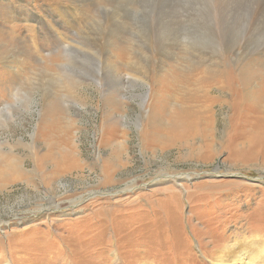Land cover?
Returning <instances> with one entry per match:
<instances>
[{
    "label": "rangeland",
    "instance_id": "374dc122",
    "mask_svg": "<svg viewBox=\"0 0 264 264\" xmlns=\"http://www.w3.org/2000/svg\"><path fill=\"white\" fill-rule=\"evenodd\" d=\"M263 237L264 0H0V264Z\"/></svg>",
    "mask_w": 264,
    "mask_h": 264
},
{
    "label": "bare ground",
    "instance_id": "6f19581e",
    "mask_svg": "<svg viewBox=\"0 0 264 264\" xmlns=\"http://www.w3.org/2000/svg\"><path fill=\"white\" fill-rule=\"evenodd\" d=\"M243 234L245 235V233ZM254 236L257 238H261L259 233L254 234ZM239 239L238 241L234 240L233 243H230L229 253L227 256L225 255V256L216 257L213 260V264H225V262L227 261L226 258L229 259V262L226 264H229V263L231 264H264V243L261 244L260 241H257V240L251 241L248 239L249 241L252 242V246H253L249 249L251 245L248 247V243H244V242L241 243L239 242ZM225 251H228V248H226Z\"/></svg>",
    "mask_w": 264,
    "mask_h": 264
}]
</instances>
